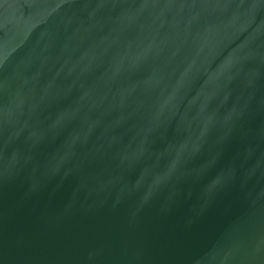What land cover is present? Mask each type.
Masks as SVG:
<instances>
[{"label": "water", "instance_id": "1", "mask_svg": "<svg viewBox=\"0 0 264 264\" xmlns=\"http://www.w3.org/2000/svg\"><path fill=\"white\" fill-rule=\"evenodd\" d=\"M0 264H264V0H0Z\"/></svg>", "mask_w": 264, "mask_h": 264}]
</instances>
